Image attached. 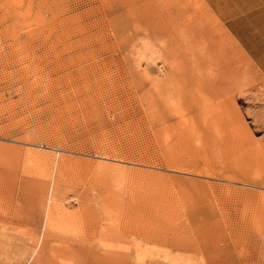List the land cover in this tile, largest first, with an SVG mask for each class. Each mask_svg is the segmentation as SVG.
<instances>
[{
  "label": "rangeland",
  "instance_id": "374dc122",
  "mask_svg": "<svg viewBox=\"0 0 264 264\" xmlns=\"http://www.w3.org/2000/svg\"><path fill=\"white\" fill-rule=\"evenodd\" d=\"M180 1L0 0V264H264V87Z\"/></svg>",
  "mask_w": 264,
  "mask_h": 264
},
{
  "label": "crops",
  "instance_id": "0c3cea01",
  "mask_svg": "<svg viewBox=\"0 0 264 264\" xmlns=\"http://www.w3.org/2000/svg\"><path fill=\"white\" fill-rule=\"evenodd\" d=\"M179 5L193 8L196 22L205 24L212 55L228 58L234 71L241 60L250 81L264 87V0H184Z\"/></svg>",
  "mask_w": 264,
  "mask_h": 264
}]
</instances>
